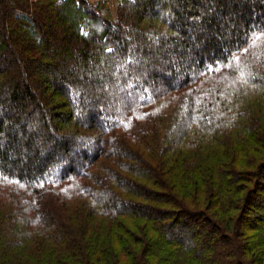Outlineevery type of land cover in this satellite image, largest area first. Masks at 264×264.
I'll return each mask as SVG.
<instances>
[{
	"label": "trees",
	"instance_id": "obj_1",
	"mask_svg": "<svg viewBox=\"0 0 264 264\" xmlns=\"http://www.w3.org/2000/svg\"><path fill=\"white\" fill-rule=\"evenodd\" d=\"M0 264H264V0H0Z\"/></svg>",
	"mask_w": 264,
	"mask_h": 264
},
{
	"label": "rangeland",
	"instance_id": "obj_2",
	"mask_svg": "<svg viewBox=\"0 0 264 264\" xmlns=\"http://www.w3.org/2000/svg\"><path fill=\"white\" fill-rule=\"evenodd\" d=\"M111 1V0H110ZM116 0H113V2H115ZM112 5V4H111ZM254 217H256V215H254ZM253 218V217H252ZM254 219V218H253Z\"/></svg>",
	"mask_w": 264,
	"mask_h": 264
},
{
	"label": "crops",
	"instance_id": "obj_3",
	"mask_svg": "<svg viewBox=\"0 0 264 264\" xmlns=\"http://www.w3.org/2000/svg\"><path fill=\"white\" fill-rule=\"evenodd\" d=\"M91 1H98V0H91Z\"/></svg>",
	"mask_w": 264,
	"mask_h": 264
}]
</instances>
